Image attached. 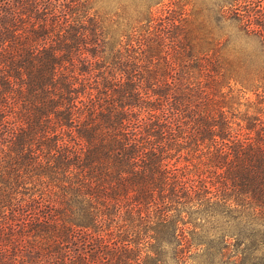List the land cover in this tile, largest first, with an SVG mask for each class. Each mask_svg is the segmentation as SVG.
Instances as JSON below:
<instances>
[{
  "label": "trees",
  "instance_id": "1",
  "mask_svg": "<svg viewBox=\"0 0 264 264\" xmlns=\"http://www.w3.org/2000/svg\"><path fill=\"white\" fill-rule=\"evenodd\" d=\"M196 258L264 264V1L0 0V264Z\"/></svg>",
  "mask_w": 264,
  "mask_h": 264
},
{
  "label": "rangeland",
  "instance_id": "2",
  "mask_svg": "<svg viewBox=\"0 0 264 264\" xmlns=\"http://www.w3.org/2000/svg\"><path fill=\"white\" fill-rule=\"evenodd\" d=\"M249 96L251 97V99L253 98V96H251V95H249ZM223 228H225V226H223ZM233 229H234L233 227H229V231H233ZM216 232L217 231H214V229L210 230L209 235H208L209 239H211V240H216V238L223 239V240L225 239L224 237L223 238L221 237V234L218 235L219 233L218 232L216 233ZM195 260H196V264H201L203 261L202 259H197V258ZM233 262H236V259L231 258L228 264H235Z\"/></svg>",
  "mask_w": 264,
  "mask_h": 264
}]
</instances>
